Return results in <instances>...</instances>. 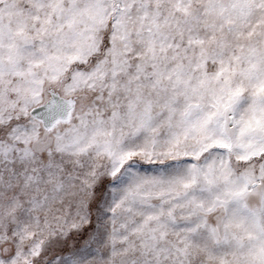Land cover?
<instances>
[{
    "label": "snow or ice",
    "instance_id": "obj_1",
    "mask_svg": "<svg viewBox=\"0 0 264 264\" xmlns=\"http://www.w3.org/2000/svg\"><path fill=\"white\" fill-rule=\"evenodd\" d=\"M0 264H264V0H0Z\"/></svg>",
    "mask_w": 264,
    "mask_h": 264
}]
</instances>
